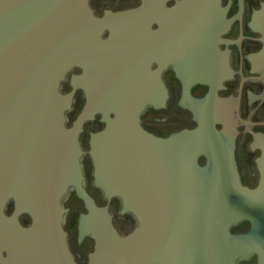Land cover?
<instances>
[{
  "label": "water",
  "instance_id": "obj_1",
  "mask_svg": "<svg viewBox=\"0 0 264 264\" xmlns=\"http://www.w3.org/2000/svg\"><path fill=\"white\" fill-rule=\"evenodd\" d=\"M220 3L179 0L168 9L162 0H143L99 17L88 0H0V264H77L63 201L74 189L89 202L78 137L97 113L105 127L93 134L96 184L109 198L119 197L138 226L129 236L113 231L99 241L90 264H236L253 248L250 238L264 224V202L257 200L264 186L241 184L216 128L217 54L213 64L207 54L197 58L211 80L197 128L163 138L140 121L159 87L149 68L159 50L142 49L145 38L158 43L166 30L189 45L194 37L199 44L218 36ZM163 19L168 24L152 30L150 23ZM253 23L264 36V3ZM184 48L180 56L188 62L192 50ZM259 57L264 61V45ZM73 68L82 74L63 94ZM78 88L87 103L67 127ZM243 218L253 222L252 232L232 234L230 226Z\"/></svg>",
  "mask_w": 264,
  "mask_h": 264
},
{
  "label": "flooded vegetation",
  "instance_id": "obj_2",
  "mask_svg": "<svg viewBox=\"0 0 264 264\" xmlns=\"http://www.w3.org/2000/svg\"><path fill=\"white\" fill-rule=\"evenodd\" d=\"M162 1L165 8L169 9L179 0ZM88 2L93 13L102 17L107 12L136 8L143 0ZM263 3L264 0H221L223 20L216 28L218 36L200 38V46L197 37L188 45L182 44L172 34L166 35V30H161L168 24L165 19L150 23L152 30L165 33L158 43L153 44L144 37L145 43L142 45V49L159 50V55L149 62L150 70L158 76L159 87L151 97L152 102L141 113L140 121L145 130L163 138H176L199 126L211 80L209 68L197 58L207 54L213 64V53L217 54V64L220 62L222 68L218 70L217 79L216 128L227 151L233 154L241 184L255 190L264 186V61L259 57L264 36L255 27L253 16ZM148 22L150 21L147 20ZM109 35L110 32L106 30L103 37ZM184 46L185 50H192L188 62H183L180 56ZM79 74H82L81 68H73L67 74L61 84L63 94L74 90L72 78ZM86 103L85 91L76 89L71 107L66 111L67 127L73 126ZM104 127L102 115L97 113L84 123L78 137L82 150L80 161L84 176L83 187L89 196V202L79 197L74 189L69 191L63 201L66 209L64 230L77 264H90L91 257L97 251V243L106 240L113 231L126 237L138 226L135 215L123 211L122 200L116 196L109 198L96 184L91 154L93 134ZM206 162L204 155L199 157L200 165H205ZM257 200L264 202V196L257 197ZM12 209L13 203L8 212ZM21 221L25 225L31 222L28 217H23ZM253 229V222L247 218L230 226L234 235H248ZM250 239L254 244L253 248L239 255L235 260L236 264H264V224L260 225L258 235H252Z\"/></svg>",
  "mask_w": 264,
  "mask_h": 264
}]
</instances>
